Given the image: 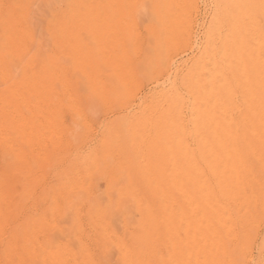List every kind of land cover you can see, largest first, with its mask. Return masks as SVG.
<instances>
[{
  "label": "bare ground",
  "instance_id": "obj_1",
  "mask_svg": "<svg viewBox=\"0 0 264 264\" xmlns=\"http://www.w3.org/2000/svg\"><path fill=\"white\" fill-rule=\"evenodd\" d=\"M201 1L0 0V264H264V0Z\"/></svg>",
  "mask_w": 264,
  "mask_h": 264
},
{
  "label": "rangeland",
  "instance_id": "obj_2",
  "mask_svg": "<svg viewBox=\"0 0 264 264\" xmlns=\"http://www.w3.org/2000/svg\"><path fill=\"white\" fill-rule=\"evenodd\" d=\"M5 1L8 2L9 0H5ZM23 1L27 5H29L34 12H44V13L45 12L46 13L61 12V11H66L68 8V0H23ZM208 8H209V0L201 1V12H200L201 16L199 17L200 24L202 22V19L205 18L204 17L205 14L203 13H205ZM199 25L196 27V34L198 35V36L196 35L197 36L196 39L198 41L201 40V39L199 40V38L201 37V29H202L201 25L200 26ZM18 63L19 62L17 58H14V59L12 58L11 61H9L8 63V67L16 69L18 68ZM146 88L149 89L150 86L149 87L147 86ZM63 122L67 126L73 125L74 123L73 115L70 109H67V108L64 109ZM32 131L33 130L31 127L24 128L23 130L21 129L18 130V129H14L11 127L3 128L2 126H0V142L4 141L3 138L5 139L6 137L5 141L11 140L13 145L18 151H23L29 155L31 154L32 151L36 152V150H39L40 143L45 138V132H42L41 130H39V131L34 132L36 138L32 139V136H34ZM15 157L16 156L14 153L9 152L6 149V147L2 146V143H0V170H3L6 167V162L12 161ZM9 177H10L9 179L10 194L11 195L22 194L23 193V179L20 174L19 167L9 169ZM46 182H47V179H46ZM32 188L33 189L35 188V184ZM41 190L42 188L40 187L36 188L37 195H39ZM36 205H38V200L37 198H33L30 200V202H28L25 206H23L20 209L22 213L21 214L22 225L21 226L19 225L20 227H17V229H15L14 224L10 223L8 226V232L11 230L15 231L16 233L14 235H17L18 237L22 238V236H20V232L22 230H26L27 227L29 226V224H27L28 218L37 216L36 214L37 211L41 212L42 210L45 209V206L43 205L41 207H39L38 205L37 208L35 207ZM262 232H264V228L262 229ZM14 248H15L13 251L14 254H17V253L21 254L23 252L20 242L18 246L16 247L15 245ZM3 249H4V246L2 242V244L0 245V251H2ZM7 264H16V260L14 259V257H10V262H8ZM21 264H40V263L38 261L35 262V260L28 258L25 261H23Z\"/></svg>",
  "mask_w": 264,
  "mask_h": 264
}]
</instances>
